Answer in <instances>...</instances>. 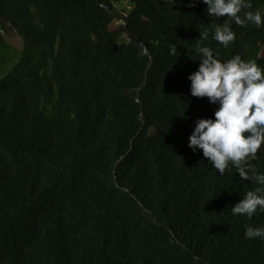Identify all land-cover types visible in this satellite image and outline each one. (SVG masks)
Returning a JSON list of instances; mask_svg holds the SVG:
<instances>
[{
	"label": "trees",
	"instance_id": "1",
	"mask_svg": "<svg viewBox=\"0 0 264 264\" xmlns=\"http://www.w3.org/2000/svg\"><path fill=\"white\" fill-rule=\"evenodd\" d=\"M190 2L0 0L22 38L0 32V264H264L245 237L264 213L231 212L257 185L188 147L219 107L191 96L200 33L264 67V26L232 22L225 48L210 26L226 18ZM252 163L264 173V144Z\"/></svg>",
	"mask_w": 264,
	"mask_h": 264
},
{
	"label": "clouds",
	"instance_id": "2",
	"mask_svg": "<svg viewBox=\"0 0 264 264\" xmlns=\"http://www.w3.org/2000/svg\"><path fill=\"white\" fill-rule=\"evenodd\" d=\"M198 0H191L194 6ZM206 13L217 19L226 18L223 24H213V38L227 48L235 43L236 34L231 23L246 27L264 26V10L253 11L251 0H202ZM209 31L200 33L196 51L201 55L199 68L188 79L190 92L195 98H208L218 104L214 119H198L189 137L188 147L202 150L214 170L223 176L234 167L243 181L257 185L247 191L231 207L233 215L251 219L257 212L264 213V173H259L253 161L264 144V67L255 59H243L239 54L221 61L211 47L205 46ZM177 53L176 46L171 54ZM247 134V136H245ZM245 237L264 239V227L246 226Z\"/></svg>",
	"mask_w": 264,
	"mask_h": 264
},
{
	"label": "rangeland",
	"instance_id": "3",
	"mask_svg": "<svg viewBox=\"0 0 264 264\" xmlns=\"http://www.w3.org/2000/svg\"><path fill=\"white\" fill-rule=\"evenodd\" d=\"M119 10H122L123 12H126V5H122L119 7ZM0 32L4 35L6 40L14 47L21 49L22 47V38L19 36V34L13 30L9 25H7L5 28H2L0 26Z\"/></svg>",
	"mask_w": 264,
	"mask_h": 264
},
{
	"label": "water",
	"instance_id": "4",
	"mask_svg": "<svg viewBox=\"0 0 264 264\" xmlns=\"http://www.w3.org/2000/svg\"><path fill=\"white\" fill-rule=\"evenodd\" d=\"M116 16L117 20L120 22H123L125 24V28L127 30L128 33V37L131 41H134V35L132 34V32L129 29V20L127 15L125 14V12H123L122 10H112L110 9ZM140 47V46H139ZM126 94H130V91L128 89L125 90Z\"/></svg>",
	"mask_w": 264,
	"mask_h": 264
}]
</instances>
